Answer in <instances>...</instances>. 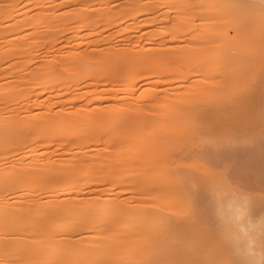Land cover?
<instances>
[{"label": "bare ground", "instance_id": "6f19581e", "mask_svg": "<svg viewBox=\"0 0 264 264\" xmlns=\"http://www.w3.org/2000/svg\"><path fill=\"white\" fill-rule=\"evenodd\" d=\"M243 1L0 0V264L226 261L196 258L188 222L160 213L142 245L137 170L140 152L209 140L205 118L235 114L255 43L230 33L234 11L264 13ZM231 208L226 257L251 263L257 224Z\"/></svg>", "mask_w": 264, "mask_h": 264}, {"label": "rangeland", "instance_id": "374dc122", "mask_svg": "<svg viewBox=\"0 0 264 264\" xmlns=\"http://www.w3.org/2000/svg\"><path fill=\"white\" fill-rule=\"evenodd\" d=\"M234 16L237 27L230 28V33L237 40L244 33L248 42L255 43L243 69L248 79L233 94L236 112L230 117L218 113L205 118L209 140L178 141L175 148L167 151L152 147L148 154L140 152L137 173L141 243H145L143 230L149 215L160 213L179 226L184 220L188 222L191 233L200 239L196 258L224 256L226 261L220 264H264V13L252 9L244 14L236 6ZM251 96H255V101L250 102L248 110L242 109L240 101L252 99ZM165 183L171 188L169 205L163 204L159 196ZM238 201L246 205L245 213L257 224L258 254L251 263L239 253L226 257L231 247L224 228L233 222L231 207ZM147 234L151 241L156 233ZM145 249L139 253L141 264Z\"/></svg>", "mask_w": 264, "mask_h": 264}]
</instances>
